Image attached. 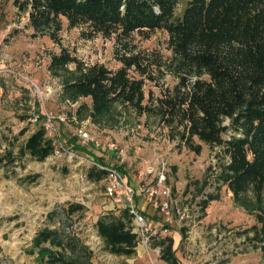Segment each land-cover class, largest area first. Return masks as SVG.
Wrapping results in <instances>:
<instances>
[{
  "label": "trees",
  "instance_id": "1",
  "mask_svg": "<svg viewBox=\"0 0 264 264\" xmlns=\"http://www.w3.org/2000/svg\"><path fill=\"white\" fill-rule=\"evenodd\" d=\"M9 1L3 0V5ZM179 2L13 0L12 4L19 15H27L26 29L33 31L32 38L48 36L59 45L60 52L50 54L48 70L60 81L61 102L75 106L70 116L76 123L109 130L154 127L180 150L196 155H201L203 145L215 150L216 164L203 180L189 183L185 193L198 200L201 221L226 187L235 204L256 219L239 235L251 249L262 252L264 264V0H189L183 15L177 17ZM64 19L69 29H81L85 40L97 36L115 40V58L121 66L111 69L79 59L62 44ZM156 30L169 33L171 56L167 59L134 44L135 33ZM167 76L174 79L173 86L165 82ZM148 83L159 88L158 96L152 90L146 92ZM33 115L39 118L29 136L28 125L0 139V168L5 177L29 185L39 175H20L26 160L44 162L56 151L47 127L41 124L46 117L37 112L19 119L26 122ZM75 141L67 144L87 154V148ZM100 166L105 165L97 162L90 168V180L107 179L108 172ZM191 185L197 192H189ZM63 212L68 217L84 215L85 207L69 204ZM95 229L104 252L136 257L141 237L134 232L128 208L101 214ZM172 229L166 226L162 231ZM187 231L186 227L180 231L181 247ZM161 233L150 237L151 249L160 250L165 264H181L173 237ZM32 244L30 254L37 255L39 264H95V251L73 228L44 227Z\"/></svg>",
  "mask_w": 264,
  "mask_h": 264
},
{
  "label": "rangeland",
  "instance_id": "2",
  "mask_svg": "<svg viewBox=\"0 0 264 264\" xmlns=\"http://www.w3.org/2000/svg\"><path fill=\"white\" fill-rule=\"evenodd\" d=\"M189 0H180L176 16L181 17ZM10 0L3 5L0 0V139L4 134L13 136L25 126H30L29 136L36 127L34 121L23 122L19 116H32L39 112L46 117L41 124H52L48 136L55 142L56 151L44 162L27 159L21 176L39 175L36 183L29 185L18 179H7L5 170L0 168V264H39L37 255L30 254L36 233L44 228L75 229L79 236L95 251V264H125L117 261L120 257L110 255L101 248L95 224L99 216L110 211L119 212L125 203H117L106 195L105 179L94 182L88 171L95 163L120 169L134 186L143 180L146 189L155 186L157 178L147 175L149 167L157 170L167 168L166 185L172 187L173 198H182L187 207L186 217L175 215L169 222L160 209H156L147 198L148 193L138 198V209L149 224L148 235L162 232L170 235L171 230L162 231L166 226L179 233L177 248L181 264H263L260 250H254L239 234L256 224L254 216L235 204L227 188L221 191L220 201L212 202L206 210V217L199 221L196 202L191 194L186 195L189 183L203 180L208 168L215 165V150L203 145L201 155L168 140L159 128L144 126L100 129L89 122L78 124L70 114L75 108L60 100L61 84L51 76L48 67L50 54L60 52L59 45L48 36L32 38V30L26 29L27 15H19ZM61 32L62 44L87 64L101 63L111 69L121 64L115 58V40L97 36L91 40L82 37L81 29H69L67 20ZM16 30V31H15ZM134 44L148 54L167 59L171 56L169 33L156 30L144 34L135 33ZM18 76L30 77L41 88L42 95H33L17 83ZM167 85L173 86L174 79L167 76ZM160 94L152 83L146 92ZM90 102L88 99L83 100ZM144 121V119H142ZM38 124V123H37ZM85 129L93 140L85 142L80 131ZM12 132V133H11ZM70 139L85 146L86 153L76 152L67 144ZM100 144V145H99ZM115 144L116 151L108 148ZM107 145V146H106ZM98 158L102 160L100 163ZM190 193L197 192L191 185ZM162 200V197H161ZM69 204H82L84 215L68 217L63 210ZM183 227L188 228L187 240L181 247ZM142 238V237H141ZM140 264H162L160 255L141 242ZM112 256V257H109ZM137 257V255H136ZM126 260V258L124 259Z\"/></svg>",
  "mask_w": 264,
  "mask_h": 264
},
{
  "label": "built area",
  "instance_id": "3",
  "mask_svg": "<svg viewBox=\"0 0 264 264\" xmlns=\"http://www.w3.org/2000/svg\"><path fill=\"white\" fill-rule=\"evenodd\" d=\"M16 81L18 85L29 90L33 95H42L41 88L30 77L18 76ZM38 118L39 115H33L31 120L36 122ZM51 124L52 119L49 117L48 124L45 125L47 129L50 128ZM80 136L85 142L93 140L92 136L85 129H82L80 131ZM108 148L111 151H116L117 149L115 144H109ZM100 168L108 172V177L106 179L108 181L106 185V195L108 197L114 198L117 203H125L124 207L128 208L130 210V213L133 215L134 232L137 233L140 237H142L141 242L148 245L150 249V236L148 235L149 224L143 214L138 209L136 203L137 197L139 198L141 196H144L145 193H148L147 198L152 202L153 206L156 209H160L162 211V213L166 217L165 221L167 222H170L175 215H178L180 219H184L186 217L185 212L187 211V207H183L182 198H173L172 187H167L166 185V166H163L159 170H157L155 167H149L147 169V175H154L157 178L155 186H153L152 189L148 190L146 189V187L148 186L146 184V180L142 179L143 183L137 187L134 186L130 182L129 178L119 170L106 166H100ZM152 250L156 251L158 255H160L159 249Z\"/></svg>",
  "mask_w": 264,
  "mask_h": 264
},
{
  "label": "crops",
  "instance_id": "4",
  "mask_svg": "<svg viewBox=\"0 0 264 264\" xmlns=\"http://www.w3.org/2000/svg\"><path fill=\"white\" fill-rule=\"evenodd\" d=\"M172 232L170 233V236H172L173 237V239H174V249L175 250H177V253H178V251L180 250V249H178L177 248V246H178V244H179V242H180V237H179V233L177 232V231H173V230H171ZM99 238V237H98ZM180 245V244H179ZM140 247V246H139ZM139 249L140 248H138V253H140L139 252ZM177 256H178V254H177ZM109 257H112V256H109ZM179 258V257H178ZM120 259H122V260H119V258H116V260L117 261H121V263H124V261H125V263L126 264H140L139 262L141 261V260H139L140 259V255L139 254H137V257H134V258H126V260H124L125 258L124 257H120ZM180 259V258H179ZM161 261V260H160ZM181 261V260H180ZM161 263L162 264H165L164 262H162L161 261Z\"/></svg>",
  "mask_w": 264,
  "mask_h": 264
}]
</instances>
